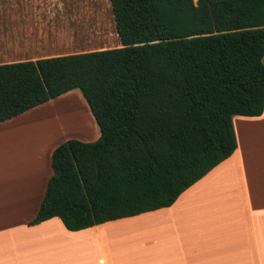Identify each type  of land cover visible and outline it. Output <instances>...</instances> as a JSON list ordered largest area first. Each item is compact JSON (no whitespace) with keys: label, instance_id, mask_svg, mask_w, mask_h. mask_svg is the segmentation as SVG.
<instances>
[{"label":"trees","instance_id":"obj_1","mask_svg":"<svg viewBox=\"0 0 264 264\" xmlns=\"http://www.w3.org/2000/svg\"><path fill=\"white\" fill-rule=\"evenodd\" d=\"M118 48L0 64V123L77 89L99 130L50 156L29 224L67 231L171 205L264 106V0H106Z\"/></svg>","mask_w":264,"mask_h":264},{"label":"crops","instance_id":"obj_2","mask_svg":"<svg viewBox=\"0 0 264 264\" xmlns=\"http://www.w3.org/2000/svg\"><path fill=\"white\" fill-rule=\"evenodd\" d=\"M46 8L47 0H0V64L120 47L117 35L112 47H95L98 35L88 38L72 11L48 19ZM231 124L233 153L171 205L71 232L55 217L29 222L53 149L99 136L79 91L1 122L0 264H264V106Z\"/></svg>","mask_w":264,"mask_h":264},{"label":"rangeland","instance_id":"obj_3","mask_svg":"<svg viewBox=\"0 0 264 264\" xmlns=\"http://www.w3.org/2000/svg\"><path fill=\"white\" fill-rule=\"evenodd\" d=\"M194 1L195 0H193V2ZM64 9L70 12L72 11L73 15H76L79 21L85 23L86 26L80 28V30H83L85 32L84 34L88 38H91V36H93L91 34H94V32L98 35L96 42H99V45L95 47L107 48L113 46L111 40L115 39L116 34L110 6L106 0H47L45 14L47 16L48 13L49 19L52 12L56 13V11H62ZM55 25L57 27L59 26L60 29L67 26L65 22L62 24L64 27L59 24ZM87 30L89 31L87 32ZM89 48L91 47H88L87 49ZM66 114H70L72 116L76 113L75 111H70Z\"/></svg>","mask_w":264,"mask_h":264}]
</instances>
